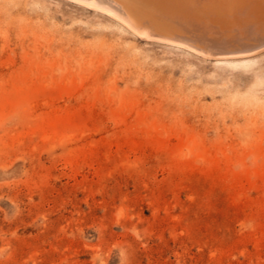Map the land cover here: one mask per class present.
<instances>
[{
	"label": "rangeland",
	"instance_id": "374dc122",
	"mask_svg": "<svg viewBox=\"0 0 264 264\" xmlns=\"http://www.w3.org/2000/svg\"><path fill=\"white\" fill-rule=\"evenodd\" d=\"M185 1L193 30L133 3L201 45L264 35L263 0ZM156 39L70 0H0V264H264V48Z\"/></svg>",
	"mask_w": 264,
	"mask_h": 264
},
{
	"label": "bare ground",
	"instance_id": "6f19581e",
	"mask_svg": "<svg viewBox=\"0 0 264 264\" xmlns=\"http://www.w3.org/2000/svg\"><path fill=\"white\" fill-rule=\"evenodd\" d=\"M70 1H72V2H75V3H78V4H81V5H84V6H86V7H92V8H95V9H97V10H100L101 12H103V13H105V14H108V15H110L111 17H114V18H116V19H118V20H120L121 22H123L125 25H127L129 28H131L134 32H136V33H139L140 35L141 34H143V35H145V36H153V39H155V37H157V38H160V39H166L165 41L167 42V40H171L173 43H180V44H184V46L186 45V46H188L187 48H191L192 50L194 49L195 51H197V52H201V53H203V54H206V53H210V54H215V55H219V56H222V57H239V56H248L249 54H252V53H254V52H256V51H258V50H260V49H262V48H264V35H259V37L260 38H257L256 39V41L255 42H253V43H246V42H244V41H239V39L237 40L236 38V40L237 41H239V42H241V43H237V44H234V41H233V43L231 42V41H227L225 38H224V41H222V40H219V39H213L212 40V42L211 43H209V42H207L205 45H201V44H199V43H196V41L194 42L193 40H194V38L192 37V36H190V35H187V34H189V33H191V32H189V30H188V32H187V34H184V30H183V33H181V31L182 30H179L178 28V30L180 31V33L181 34H179V33H176V32H172V33H170V34H167V33H164V32H162V31H159V30H157L156 29V27L153 25V23L151 22V20L149 21V20H147V19H144V17H141V16H139V12H141V11H139V7L138 6H136L137 4H138V2H144L145 3V5H147V6H150V5H162L163 6V8H165L166 10H167V6H168V8H171V10L176 14V16L177 17H173V18H176V19H179V24H181V27L183 26V27H185V28H189V27H191V29L192 28H197L198 26H196V25H194V24H190L188 21L189 20H187V19H189L190 17H187L186 15H185V7H184V4H183V1H181V0H131V1H129V0H70ZM187 1V0H186ZM186 1H185V3H186ZM189 1V0H188ZM200 1V0H199ZM209 1V0H208ZM221 1V0H220ZM224 1V0H223ZM228 1V0H227ZM236 1V0H235ZM235 1L233 2V0H232V2L231 3H235ZM239 1V0H238ZM242 1V0H241ZM264 1V0H263ZM133 2H135V3H137V4H135V3H133ZM203 1L201 0V3H202ZM222 2V1H221ZM221 2H220V4H221ZM229 2V1H228ZM133 3V4H132ZM194 3V2H193ZM193 3H191V4H193ZM209 3H210V1H209ZM212 3V2H211ZM216 3V2H215ZM214 3V4H215ZM224 3H225V1H224ZM236 3H240V1L239 2H237L236 1ZM243 3V2H242ZM140 4V3H139ZM138 4V5H139ZM219 4V5H220ZM228 4V3H227ZM227 4H225V5H227ZM230 4V3H229ZM249 4V3H248ZM155 5V6H156ZM189 5H190V3H189ZM212 5V4H211ZM218 5V4H217ZM218 5V6H219ZM223 5V4H222ZM225 5H223V6H225ZM241 5V4H240ZM140 6V5H139ZM165 6V7H164ZM191 6V5H190ZM205 6H206V4H205ZM228 6H230V5H228ZM234 6V5H233ZM236 6H239V5H236ZM140 7H142V5L140 6ZM159 7H161V6H159ZM187 7H188V5H187ZM192 7V6H191ZM190 7V8H191ZM204 7V6H203ZM215 7L217 8V6L215 5ZM220 7V6H219ZM199 8V7H198ZM198 8H197V10H198ZM205 8V7H204ZM203 8V9H204ZM226 9H227V7H225ZM233 8H235V7H233ZM232 7L230 8L231 10L233 9ZM189 9V8H188ZM193 9H195V8H193ZM219 9H221V8H219ZM218 9V10H219ZM143 10V9H142ZM164 10V9H163ZM190 10V9H189ZM207 9L205 8V10L204 11H202L203 13H205V11H206ZM188 11V10H187ZM195 11V10H194ZM212 11V10H211ZM214 11H216V10H214ZM233 11H234V9H233ZM152 12V11H151ZM156 12V11H155ZM169 12V11H168ZM189 12V11H188ZM213 12V11H212ZM223 12H225V11H223ZM228 12H229V8H228ZM142 13V12H141ZM208 13V12H207ZM216 13V12H215ZM226 13V12H225ZM242 13V12H241ZM163 14V13H162ZM172 14V13H171ZM191 14V13H190ZM198 14V13H197ZM200 14L202 15V13L200 12ZM206 14V13H205ZM217 14V13H216ZM238 14V13H237ZM157 15V14H156ZM164 15V14H163ZM184 15V16H183ZM207 15V14H206ZM205 15V16H206ZM212 15V14H211ZM214 15V14H213ZM218 15V14H217ZM180 16H183V17H181L180 18ZM186 16V17H185ZM203 16V15H202ZM208 16V15H207ZM194 17V16H193ZM214 17V16H213ZM213 17H212V19H213ZM217 17V16H216ZM223 17V16H222ZM249 17V16H248ZM166 18V17H165ZM192 18V17H191ZM231 18V17H230ZM229 18V19H230ZM154 19V18H153ZM163 19H164V17H163ZM203 19V21H205L204 19H206L205 17H203L202 18ZM207 19H208V17H207ZM211 18H209V20H210ZM217 19H218V17H217ZM223 19H225V18H223ZM235 19V18H234ZM251 19V18H250ZM157 20V19H156ZM215 19H213V21H214ZM220 20V19H219ZM257 20V19H256ZM158 21H159V19H158ZM160 21H162V20H160ZM165 21H167V20H165ZM168 21H169V19H168ZM216 21V20H215ZM214 21V22H215ZM224 21V20H223ZM241 21H243V20H241ZM249 20H247V22H248ZM176 22V21H175ZM206 22V21H205ZM204 22V23H205ZM213 22V23H214ZM217 22V21H216ZM220 22V21H219ZM218 22V23H219ZM227 22V21H226ZM225 22V23H226ZM252 22V21H251ZM257 22V21H256ZM162 23V22H161ZM221 23V22H220ZM224 23V24H225ZM228 23V22H227ZM234 23V22H233ZM174 24V23H173ZM206 24V23H205ZM205 24H204V26H202V27H206L205 26ZM212 24V23H211ZM211 24H209V25H211ZM222 24V23H221ZM229 24V23H228ZM165 26H168V25H166V23L164 24ZM216 25V24H215ZM215 25H213V27L215 26ZM219 25V24H218ZM227 24H225V26H226ZM231 25V24H230ZM237 25V24H236ZM176 26V25H175ZM174 26V27H175ZM220 26V25H219ZM222 26V25H221ZM220 26V27H221ZM224 26V27H225ZM234 26V25H233ZM263 26V25H262ZM170 27V29H173V28H171V26H169ZM176 27H179V26H176ZM175 27V28H176ZM180 27V28H181ZM211 28H212V26H210ZM220 27H219V29H220ZM223 27V28H224ZM230 27V26H229ZM240 27V26H239ZM261 27V26H260ZM215 28H216V26H215ZM228 28V27H227ZM227 28H226V30H227ZM233 28V27H232ZM231 28V29H232ZM204 30H206L205 28H203ZM217 29H218V27H217ZM262 29V28H261ZM174 30V29H173ZM193 30V29H192ZM191 30V31H192ZM215 30V29H214ZM235 30V29H234ZM263 31H264V26H263V29H262ZM209 31V30H208ZM217 31V30H216ZM215 31V32H216ZM228 32L230 31V30H227ZM226 31V32H227ZM232 31H233V29H232ZM211 32L213 33V31L211 30ZM211 32H209V33H211ZM225 32V33H226ZM262 32V31H261ZM216 33H218V32H216ZM230 33V32H229ZM245 33V32H244ZM196 34V33H195ZM227 34V33H226ZM263 34H264V32H263ZM202 35V34H201ZM208 35V34H207ZM218 35V34H217ZM221 35V34H220ZM224 35V34H223ZM240 35V34H239ZM195 36H197V35H195ZM212 36V35H211ZM232 37H233V35H231ZM197 37H199V36H197ZM213 37H215V35L213 36ZM223 37H225V35L223 36ZM227 37H228V35H227ZM240 37V36H239ZM208 38V37H207ZM160 39H156V40H159V41H161ZM193 39V40H192ZM199 39H200V37H199ZM234 39V40H235ZM243 39H246V38H243ZM202 40V39H201ZM208 40V39H207ZM232 40V39H231ZM249 40V39H248ZM163 41V40H162ZM193 41V42H192ZM203 41V40H202ZM226 41V42H225ZM172 43V44H173ZM179 45V44H178ZM264 50V49H263ZM259 52V51H258ZM205 56V55H204ZM208 56V55H207ZM214 56V55H213ZM221 58V57H220Z\"/></svg>",
	"mask_w": 264,
	"mask_h": 264
}]
</instances>
